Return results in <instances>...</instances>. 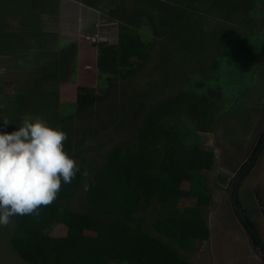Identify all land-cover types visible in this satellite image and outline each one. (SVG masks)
<instances>
[{"label":"trees","instance_id":"obj_1","mask_svg":"<svg viewBox=\"0 0 264 264\" xmlns=\"http://www.w3.org/2000/svg\"><path fill=\"white\" fill-rule=\"evenodd\" d=\"M79 1L115 19L117 29L107 39L114 42L90 44L97 46L94 71L101 83L95 86L84 84L76 69L81 65L77 42L58 37L59 0H0V55L9 56L1 65L16 74L11 91L0 82V113L9 132L26 118H42L67 133L64 150L79 157L83 140L73 142L72 126L111 97L116 83L133 79L158 45L160 72L167 51L172 59L196 64L207 59L208 65L192 67L176 90L152 105L140 100L133 115L138 118L136 137L117 142L101 162L79 165L51 204L11 217L7 242L29 264H191L180 250L193 247L197 237L190 230L198 229V207L209 203L211 193L203 174L205 152L187 138L212 132L223 99L231 95L226 89L249 88L263 68L264 0ZM13 21L16 31L3 30ZM180 21L185 45L174 50L169 42L176 39ZM213 38L215 46L208 43ZM174 68L173 74L181 72ZM164 72L161 79L168 84L171 76ZM193 117L199 120L194 125ZM262 133L236 180L255 163L264 146ZM79 192L87 210L71 206ZM150 209L157 214L152 222L156 234L145 229L146 219L139 214Z\"/></svg>","mask_w":264,"mask_h":264},{"label":"rangeland","instance_id":"obj_2","mask_svg":"<svg viewBox=\"0 0 264 264\" xmlns=\"http://www.w3.org/2000/svg\"><path fill=\"white\" fill-rule=\"evenodd\" d=\"M132 1L134 0H129L128 4L130 5ZM57 17H59L58 37L68 42L76 41L78 44L77 55L81 65L79 67L77 64L76 69L79 68L82 81L87 86L101 83L94 71L97 46L90 44L98 41L114 42L107 39L116 36L115 19H107L100 10L89 8L79 0H59ZM181 21L174 28L176 39L173 40L174 42H169L170 48L173 47L174 50L178 49L177 45L180 43L185 45L183 43L185 41L181 40L184 37L183 30L179 26ZM17 24L13 21L3 30L16 31ZM215 25L216 23L213 22V26ZM225 25L229 26L228 23ZM52 28L54 25L47 24V29ZM214 42L213 38L208 43L215 46ZM159 48L158 45L149 62L133 79L120 80L116 83L111 97L94 106L89 116L83 117L72 126L73 142L77 144L83 140L82 155L73 157L78 166L84 164L88 168L90 160L101 162L102 155L117 142L126 137H136L138 118L133 115L135 105L140 100L146 101L148 106L152 105L176 90L178 80L181 81L185 77L184 73L189 74L192 67L208 65L207 59L197 64L196 60L190 62L172 59L170 51H167L165 59L160 61L161 72L165 71L164 75H168V78L171 76L170 82L165 84L161 79L163 74L156 67ZM259 54L260 52L256 51L258 57L263 56ZM8 59L9 56L0 55V82L6 91H11L16 77L15 70H8L2 66L3 64L1 65ZM262 61L264 62V59ZM173 66L176 67L174 71L181 72L173 74ZM254 79L247 89H241L242 87L226 89L231 95L230 98L223 99L226 100V104L222 102V111L217 115L218 120L212 132L199 131L197 135L187 138L191 142L198 141L200 149L205 152L207 166L203 174L207 179L206 188L211 193L209 203L198 207L196 214L199 222L198 231L190 230V233L197 237L193 247L190 251L180 250L185 254L188 263L263 264L261 256L251 243L249 233L236 216L234 186H232V182L238 181L236 176L239 169L248 162L252 149L264 130V66L257 71ZM129 99L135 103L129 105ZM226 105L233 106L224 110ZM4 121H6L4 113H0V125ZM192 121L191 124L194 125L199 120L193 117ZM120 125L124 126L120 128ZM93 129L97 131L95 134H92ZM3 130L9 132V127L6 126ZM235 190V196L242 209L249 210L252 226L264 247V146L240 186L238 188L236 186ZM71 206L87 210L86 204L80 198V192L71 202ZM139 214L146 219L145 229L151 234H156V229L152 227V222L157 217L156 211L142 210ZM7 234L6 226H0V264H29L11 250L7 242ZM110 264L124 263L112 261Z\"/></svg>","mask_w":264,"mask_h":264},{"label":"clouds","instance_id":"obj_3","mask_svg":"<svg viewBox=\"0 0 264 264\" xmlns=\"http://www.w3.org/2000/svg\"><path fill=\"white\" fill-rule=\"evenodd\" d=\"M0 125V226L10 218L37 212L51 204L79 171L64 150L67 133L42 118H26L17 130ZM236 198V197H235Z\"/></svg>","mask_w":264,"mask_h":264},{"label":"water","instance_id":"obj_4","mask_svg":"<svg viewBox=\"0 0 264 264\" xmlns=\"http://www.w3.org/2000/svg\"><path fill=\"white\" fill-rule=\"evenodd\" d=\"M263 140V133H261V135L259 136L258 140L256 141L255 145H254V149L251 152L250 156H252L258 149L259 144L262 142ZM261 151V150H260ZM260 153V152H259ZM257 158V157H256ZM251 160V157L249 158ZM256 160V159H255ZM254 160V161H255ZM249 171V170H248ZM248 171L246 173H244L243 175L240 176V178L238 179L237 183H241L242 179L246 176V174L248 173ZM237 198V196H236ZM246 226V225H245ZM247 232L249 233V236L252 240V245L255 247V249L257 250V253L261 256V259L263 261L264 264V247L263 245L260 243L259 239H257L256 235L254 233H252L250 230H254L251 228H247L246 227Z\"/></svg>","mask_w":264,"mask_h":264},{"label":"flooded vegetation","instance_id":"obj_5","mask_svg":"<svg viewBox=\"0 0 264 264\" xmlns=\"http://www.w3.org/2000/svg\"><path fill=\"white\" fill-rule=\"evenodd\" d=\"M253 149H254V147H253ZM253 149H252V151H253ZM251 157V156H250ZM250 161V159L248 160V162ZM247 162V163H248ZM246 164V163H245ZM245 164H243V165H245ZM242 165V166H243ZM232 186H234L233 188H234V200L238 203V204H236V202H234V210H235V212H236V216L238 217V219L241 221V223H242V225H243V227H245V229H246V226H245V223H247L248 225H249V228H251V229H254L253 228V226H252V221H251V219H250V214H249V210H247V209H242V207H241V204H240V202H238V198H235L236 196H235V188H236V186H237V188L240 186V183H237L236 181H234V182H232ZM253 195H254V193H253ZM238 205V206H237ZM255 231V230H254ZM256 232V231H255Z\"/></svg>","mask_w":264,"mask_h":264}]
</instances>
